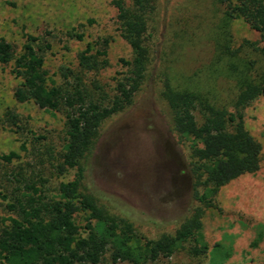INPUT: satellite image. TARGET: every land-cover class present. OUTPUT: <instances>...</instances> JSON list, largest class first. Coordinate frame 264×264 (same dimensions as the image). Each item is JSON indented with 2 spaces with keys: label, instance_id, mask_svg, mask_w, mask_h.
<instances>
[{
  "label": "rangeland",
  "instance_id": "1",
  "mask_svg": "<svg viewBox=\"0 0 264 264\" xmlns=\"http://www.w3.org/2000/svg\"><path fill=\"white\" fill-rule=\"evenodd\" d=\"M114 1L0 0V38L17 45L25 44V35L48 42L51 49L45 54V65L56 85L69 91L80 89L90 100L106 105L125 72L121 59L133 56L121 37ZM225 12L222 0L159 1L144 84L134 104L101 129L87 186L108 209L133 221L141 237L157 239L173 233L194 205L189 150L172 132L169 107L162 95L165 82L202 92L211 85L233 110L234 84L221 76L213 83L209 80L214 38L229 24L236 46L262 39L243 19L229 21ZM105 40L109 41L108 65L100 69L81 66L80 54L89 45L97 50V44ZM248 57L258 62L260 75L264 61L256 55ZM14 69V63H0V156L13 152L19 156L10 163L0 158V219L11 215L2 196L11 200L19 186L17 180L36 182L52 197L60 183L74 175L69 171L59 176L54 169L65 137V112L19 103L15 90L21 79ZM8 111L21 116L19 127L7 121ZM245 121L264 150V95L245 110ZM84 217L77 218L80 226ZM203 223L209 256L193 258L181 251L153 264H214V248L220 243L233 248L224 264H264V151L261 169L224 186L216 206L205 210ZM103 264L115 263L107 255Z\"/></svg>",
  "mask_w": 264,
  "mask_h": 264
},
{
  "label": "trees",
  "instance_id": "2",
  "mask_svg": "<svg viewBox=\"0 0 264 264\" xmlns=\"http://www.w3.org/2000/svg\"><path fill=\"white\" fill-rule=\"evenodd\" d=\"M159 1L132 0L130 5L125 0L114 1L121 37L133 56L121 59L125 72L106 105L90 100L80 89L69 91L56 85L45 65V54L51 49L48 42L31 35H25L24 45L0 38V63H14V72L21 79L15 99L47 111L65 112V137L54 169L59 176L74 171L73 178L60 183L52 197L36 182L24 180H17L19 186L10 201L2 196L11 215L0 219V264H103L107 255L115 264H153L181 251L193 258L209 256L205 210L216 206L224 186L257 173L263 160V146L247 129L245 110L264 95V67L257 75L258 62L248 57L256 55L264 61V0H222L229 21L243 19L262 38L236 46L229 24L214 38L216 51L209 80L213 83L221 76L234 84L233 110L211 85L202 92L165 82L162 95L169 107L172 132L189 150L194 200L173 233H163L157 239L141 237L133 221L108 209L86 183L102 127L134 104L144 84ZM108 45L107 40L97 44V50L89 45L80 54L81 66L106 67ZM7 121L19 127L21 116L8 111ZM18 157L14 152L0 156L7 163ZM81 215H85L83 226L77 223ZM232 251V245L217 244L213 263L224 264Z\"/></svg>",
  "mask_w": 264,
  "mask_h": 264
}]
</instances>
